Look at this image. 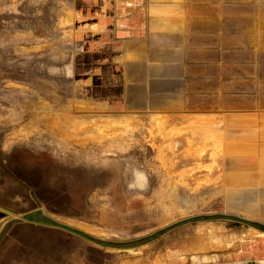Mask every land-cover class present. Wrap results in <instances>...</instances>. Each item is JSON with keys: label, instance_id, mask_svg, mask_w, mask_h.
I'll return each instance as SVG.
<instances>
[{"label": "crops", "instance_id": "0c3cea01", "mask_svg": "<svg viewBox=\"0 0 264 264\" xmlns=\"http://www.w3.org/2000/svg\"><path fill=\"white\" fill-rule=\"evenodd\" d=\"M36 3L31 12L54 20V34L58 27L67 33L77 108L163 120L171 137L154 139L165 149L150 153V178L190 164L211 172L216 185L206 210L218 217L203 223L212 229L204 235L213 240L214 264H264V0ZM59 160L0 159V210L39 220L48 214L38 190H141L125 170L78 179Z\"/></svg>", "mask_w": 264, "mask_h": 264}, {"label": "rangeland", "instance_id": "374dc122", "mask_svg": "<svg viewBox=\"0 0 264 264\" xmlns=\"http://www.w3.org/2000/svg\"><path fill=\"white\" fill-rule=\"evenodd\" d=\"M37 4L0 0V159L54 155L78 179L86 171L125 170L141 180V190H38L46 217L60 225L4 213L0 246L5 237L7 253L0 264H214L213 240L204 235L212 229L203 221L218 217L206 210L216 178L196 164L150 178V153L165 149L154 139L171 137L163 120L78 109L67 33L58 27L54 34V20L31 12ZM105 123L120 129L106 131ZM150 183L163 190H149Z\"/></svg>", "mask_w": 264, "mask_h": 264}, {"label": "trees", "instance_id": "16d2710c", "mask_svg": "<svg viewBox=\"0 0 264 264\" xmlns=\"http://www.w3.org/2000/svg\"><path fill=\"white\" fill-rule=\"evenodd\" d=\"M27 219H30V220H35L30 214H28L26 216ZM41 219V220H40ZM40 221L44 222V223H48V224H52V225H60L58 224L57 222H55L54 220H52L51 218H48L46 216H41L40 217ZM38 220V219H37ZM64 227H67V226H64ZM71 230L73 231H76L82 235H84L85 237L89 238V239H92L93 241H96L97 243H100L102 245H118V244H111V242H108V241H104V240H99V239H95V238H92V236H90L89 234L83 232V231H80L78 229H75V228H70ZM165 229V228H164ZM164 229H160V230H157L151 234H148L142 238H138L136 240H132L131 242H124V245H132L134 243H140V242H144V241H147L153 237H155L156 235H158L161 231H163Z\"/></svg>", "mask_w": 264, "mask_h": 264}, {"label": "water", "instance_id": "95a60500", "mask_svg": "<svg viewBox=\"0 0 264 264\" xmlns=\"http://www.w3.org/2000/svg\"><path fill=\"white\" fill-rule=\"evenodd\" d=\"M1 210H3V211H1ZM1 210H0V216H2V215L6 212L5 209H1ZM7 212H10V213L14 214L13 212L8 211V210H7ZM14 215H15V214H14ZM18 216H19L20 218H25L23 214L18 215ZM62 228H66L67 230H71V229H68L67 227H64V226H62ZM71 231L74 232V233H76V234H79V233L76 232V231H73V230H71Z\"/></svg>", "mask_w": 264, "mask_h": 264}, {"label": "bare ground", "instance_id": "6f19581e", "mask_svg": "<svg viewBox=\"0 0 264 264\" xmlns=\"http://www.w3.org/2000/svg\"><path fill=\"white\" fill-rule=\"evenodd\" d=\"M52 130V129H51ZM82 225V224H81Z\"/></svg>", "mask_w": 264, "mask_h": 264}]
</instances>
